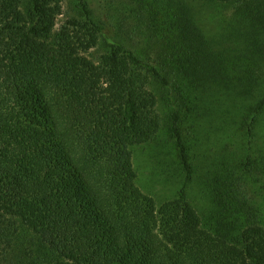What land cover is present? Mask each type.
Wrapping results in <instances>:
<instances>
[{"label": "trees", "instance_id": "obj_1", "mask_svg": "<svg viewBox=\"0 0 264 264\" xmlns=\"http://www.w3.org/2000/svg\"><path fill=\"white\" fill-rule=\"evenodd\" d=\"M95 1L74 0L70 14L64 0H0V264L15 250L13 264H264L248 189L264 176L254 0ZM207 2L235 11L215 37L202 28ZM172 97L165 121L159 102ZM219 124L246 151L234 163L223 150L200 178L195 148ZM163 128L185 178L160 205L137 184L133 149ZM199 181L208 209L191 199ZM229 205L236 236L205 215Z\"/></svg>", "mask_w": 264, "mask_h": 264}, {"label": "rangeland", "instance_id": "obj_2", "mask_svg": "<svg viewBox=\"0 0 264 264\" xmlns=\"http://www.w3.org/2000/svg\"><path fill=\"white\" fill-rule=\"evenodd\" d=\"M26 3L28 0H23ZM98 4L99 0L95 1ZM64 8L67 13H74V0H64ZM218 6V5H217ZM211 6L208 2L205 3L204 7H202V12L204 16L202 28L206 33L209 34L210 37H215L217 34L216 28L220 24L223 25L228 23V19L233 17L234 10L226 7L225 5L221 6ZM251 10L255 12L253 16L255 24H260L257 26L259 30L257 36H260V33L263 31V38H257L256 41L249 42V50L250 54H247L249 57L251 54H255L256 60H259L262 55L264 57V5L263 0H254V4L250 5ZM66 17L60 18V21H64ZM261 22V23H260ZM224 27H227L225 25ZM231 28V27H230ZM232 32L233 29L231 28ZM261 37V36H260ZM263 50V51H262ZM261 52V53H260ZM261 61V60H260ZM263 65V62L261 63ZM261 66V65H260ZM255 77V75H254ZM175 97H172L171 103L160 99L158 110L163 116L162 118L166 121L169 117V114H172L176 106L174 104ZM242 114L246 115L249 112V108L246 110L241 108ZM246 111V113H245ZM188 125L191 123L188 121ZM259 131L261 132V138L256 142L257 147L263 150V132H264V116L262 118L260 124ZM229 128V127H228ZM225 126L219 124L217 125L216 132L214 131L213 140L210 143L202 144L203 146L196 147L197 156L200 158L196 163L199 164L198 168V177L202 178L204 176L203 173L209 171V166L212 163L222 161L223 150L224 154H226L227 159L231 162L237 160L238 162L243 158V152L246 149H243V144L240 139V135L232 132L230 129ZM192 137L190 139V143L197 145L198 144V136H195L196 133L192 131ZM187 135V134H186ZM189 136V135H188ZM134 155V163L135 169L138 174L137 184L143 190V192L147 195H150L156 199V201L161 205L169 200H175L178 196V193L184 183L185 175L180 166L178 154L176 150V145L174 139L171 137L170 132L163 128L162 131L158 134L157 138L143 146H136L133 149ZM258 156L263 160V152ZM240 163V162H239ZM263 165V161L261 163ZM202 174V175H201ZM197 180V178H196ZM203 180V179H201ZM248 189L251 193L252 198H255L256 204L260 209V213L262 214V222L264 225V176L263 170L256 173L253 177L248 180ZM207 190L205 189V182L199 181V183H193L191 186V199L193 203L197 205L199 210L208 209L210 205L207 200ZM231 205L223 209L220 206V209L215 211L211 209V212H205L209 214H215L216 222H221L222 224H233L235 229L232 231V236H236L238 233L236 231L241 228V221L237 220L241 219L239 212H234L233 209L230 208ZM227 211V212H226ZM224 225V226H225ZM15 254H4L3 263L7 261L5 264H13L12 262H16L19 256V252L15 250ZM15 251H11L14 253Z\"/></svg>", "mask_w": 264, "mask_h": 264}]
</instances>
